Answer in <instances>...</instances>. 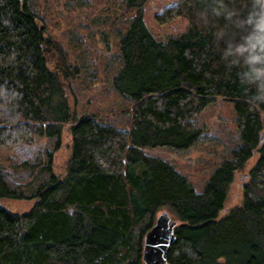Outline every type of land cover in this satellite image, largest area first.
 Returning a JSON list of instances; mask_svg holds the SVG:
<instances>
[{
  "label": "trees",
  "instance_id": "1",
  "mask_svg": "<svg viewBox=\"0 0 264 264\" xmlns=\"http://www.w3.org/2000/svg\"><path fill=\"white\" fill-rule=\"evenodd\" d=\"M67 1V12L110 7L79 26L90 42L114 46L102 80L125 108L111 118L79 112L97 80V51L86 63L90 47L76 31L70 50L48 35L36 0H0V149L46 141L44 153L0 160V264H143V237L162 212L177 222L167 264H264V102L222 58L241 42L247 29L236 22L254 0ZM217 99L232 104L237 135L197 193L173 163L145 150L195 147L201 114ZM255 154L241 204L219 217L235 172ZM21 200L28 211L9 207Z\"/></svg>",
  "mask_w": 264,
  "mask_h": 264
},
{
  "label": "rangeland",
  "instance_id": "2",
  "mask_svg": "<svg viewBox=\"0 0 264 264\" xmlns=\"http://www.w3.org/2000/svg\"><path fill=\"white\" fill-rule=\"evenodd\" d=\"M158 1L159 0H151L150 3H157ZM97 2V0L93 1L94 6ZM36 3L38 4L39 10L44 12L46 15L48 35L57 39L66 49L70 50L74 48V44H72L73 42H70L72 37V33H70V31H76L77 35H81L84 43L90 47L87 48L83 45L81 47L82 49L87 48L88 51H90L88 55L87 53L85 55L83 54L84 61H86V63L90 61L93 62V52L97 51V57L95 59L97 80L90 86L89 90H85L84 99L79 97L78 111L99 113L103 116L109 115L110 118L114 115H119L125 108L124 101L112 88L104 84L102 80L103 57L112 54L114 46H112L111 51H108L102 44H94L90 42L88 32L84 31L79 26L81 22L86 24L92 16L100 15L104 12V10L109 9L110 7L107 5H99L95 8H81L75 9L72 12H67L65 9V4L68 3L67 0H36ZM116 11H119L118 8ZM149 28L153 33L158 31L157 27H153L151 22ZM178 28L179 26L175 29L176 34L179 30ZM77 35H75V38L79 39L80 37ZM79 55L81 56V53H78L76 56L77 60ZM79 61H81V59L78 60V63ZM72 86L74 88L78 87L79 89L76 90L80 92V89H83L84 84L82 82L75 81ZM200 119L202 124L206 127V130L200 142H198L195 147L188 149L187 152L176 154L164 148L145 150V153L148 155L159 157L173 163L177 170L187 177L188 181L197 193L203 191L204 185L215 167H217L223 159L229 156L230 150L235 144L234 139L237 135V129L234 124L233 106L229 102L217 99L214 104L204 109ZM61 142L63 143L62 147L54 153V161L57 169L60 171L68 155V149L66 148L67 138H64L63 136ZM44 149H46L45 140H42L38 146L33 148L25 149L20 147L16 149L17 152L0 149V160L5 164H8L9 160L12 162H18L32 153L38 151L44 153ZM257 157L258 155L255 154L247 161L243 170L235 172L227 201L225 203V209L220 212L219 217L227 214L229 210L241 204L243 187L249 178L248 172L255 164ZM6 158L8 161L5 162ZM26 196L29 199L31 198L30 193H26ZM9 202V207L19 213L28 211L32 204L30 200ZM170 217L173 219L172 215H170Z\"/></svg>",
  "mask_w": 264,
  "mask_h": 264
},
{
  "label": "clouds",
  "instance_id": "3",
  "mask_svg": "<svg viewBox=\"0 0 264 264\" xmlns=\"http://www.w3.org/2000/svg\"><path fill=\"white\" fill-rule=\"evenodd\" d=\"M236 28L247 31L239 44L224 49L222 58L243 69L242 83L255 86L254 102H264V0H254L247 18L238 20Z\"/></svg>",
  "mask_w": 264,
  "mask_h": 264
},
{
  "label": "water",
  "instance_id": "4",
  "mask_svg": "<svg viewBox=\"0 0 264 264\" xmlns=\"http://www.w3.org/2000/svg\"><path fill=\"white\" fill-rule=\"evenodd\" d=\"M261 141L263 136H261ZM176 220L167 212L160 213L143 237L141 260L143 264H167V257L174 242Z\"/></svg>",
  "mask_w": 264,
  "mask_h": 264
}]
</instances>
